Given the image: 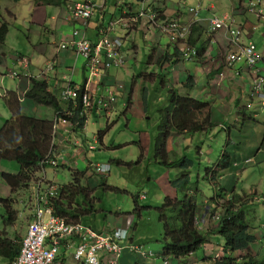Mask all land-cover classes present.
<instances>
[{
	"label": "clouds",
	"instance_id": "clouds-1",
	"mask_svg": "<svg viewBox=\"0 0 264 264\" xmlns=\"http://www.w3.org/2000/svg\"><path fill=\"white\" fill-rule=\"evenodd\" d=\"M64 1L65 3L60 6L67 5L66 3L67 0H64ZM166 1L167 0H156V1L116 0V3H117L116 11L118 12L117 14L116 12L109 10L110 8L108 9L106 8L108 0H83L81 2L71 4L67 7L68 12H69V15H68L69 20L73 21V23L79 26L76 27L74 31L71 33V39L69 41L61 43L59 45V50L61 51L72 50L76 55V62L68 65L70 66L71 69H68V68L65 69L63 67L65 70L70 71V73L66 71L65 75L63 76L66 78L63 79L62 77L63 89L61 91L60 97L54 94L50 90V86H49V91L52 92L61 102V105L63 107L62 118L58 117V115L46 105L35 104L38 108H42V107L48 108L50 111H52L53 116L43 118V117L37 116L36 114H30L29 112L26 111V108L24 106L28 100L27 98H25L26 93L32 87V79L47 81L49 85L50 80H52V78L55 77L58 73H61L62 66L60 62H58V60L53 59L49 62H46L39 69L38 73L37 72L32 73L30 70L33 64L32 58L28 56V54L26 53H20L15 62L16 70H19L18 72L13 71V70L9 72L0 70L1 77L6 76L8 79H11L13 81L20 80L23 78L26 80V83L27 82L29 83V87L23 91H20V90L15 91L13 88V89H6L4 93H0V97L2 99H5V104L7 105V107L12 113L10 120L14 118L15 111L11 109L10 104L8 105L6 100L10 99L11 101L13 98L18 97L21 103L20 104L21 113L29 115V116L38 117L41 119H53L54 121H56L55 131H54L55 135H53L54 136L53 145L55 146V150H56L55 159L51 160L50 163H48V165H46L47 163L45 162H42L40 164L39 172L42 173L41 170H43V173H42V176L38 177V181L36 184L37 187L39 188V191L36 194L38 195L37 196L38 203L36 205V209L32 207H28L27 204L24 203V205H22L19 211V209H17L15 206L16 199L18 198L17 197L14 198V196L17 194H20V192L22 191H19L17 194H13L11 192L10 187H9L10 197L8 198L13 200V204L12 206H10L11 211L13 212L12 219H11L9 212L6 209V206H5L6 204L4 203L0 204V208H2L4 211L3 213H0V239L7 237L15 241L17 244L21 246L19 255L13 261H9L3 258L2 256H0V264H18L20 262V259L22 258V251L24 248L25 240L28 236L29 227L32 223H34L38 219L48 225L51 223L52 220H60V221L65 222V225L67 226L80 225L84 227L82 233L77 236H72V237L70 236V237L63 238L59 234H54L46 238L45 246L47 250L56 249V252H55L56 257L54 260V264H90L91 263L90 255H89L90 248H88L87 251H85L82 255H79L80 248L83 245L85 244H87L88 246L93 245L92 240L90 239L84 240V235H86V232L88 230L93 232L101 242L103 240L105 241L104 248L99 249L95 252L97 264H121L125 251H128L129 253L133 255H137L141 259L148 260V261H156V259L158 258V261H160V264H179L180 262H183L184 264H198V263L218 264V262L225 257H231V258L244 257L247 253L240 256L238 253L241 250L236 251L234 253H229L228 251L225 250V247H224V250L226 251V256L223 257L221 253L222 252L221 245L213 243L214 239L224 240L220 233L221 223H222V219L225 216L226 218H229L228 217L229 209L235 214H238L239 212L244 213V220H245L246 225L249 227V232L253 237L256 238L255 244L259 241L264 240V232L262 233V230H264V224L261 225L262 221L259 224L258 223L256 224V223H252L248 218V212L250 211V209L257 207V205L262 206L264 210V195H258L259 193L256 189L260 183L259 179L262 177H260L258 181H256L257 179L255 178L256 173L251 172L250 173L251 177L248 181L240 182L241 178L247 175L249 171L252 169L248 167L260 166V164H258L259 162L258 158L261 155L255 158L257 153L256 154L252 153L251 155L248 154L246 157H244V159H238L236 155L234 154V152L236 151L237 148L240 147V144L238 145H235V143L232 144V140L230 142V144H232L230 149L232 150L228 151V149L225 147V151H228L230 153L231 158L235 157V160L233 161V165L231 169L223 171L224 176L220 177V180L217 183L210 181V178L212 177V174L215 171V169L212 172L210 170L213 167L216 168L218 166L217 162L220 160L219 158L214 162L213 166L206 171L205 177L203 178L204 182L210 185L214 189L213 195L212 196L204 195L205 193L199 187L198 188L195 187L194 189L191 188L192 189L190 192L191 194H193L194 191L197 190L198 211L195 217L196 226L199 229V231L202 232L204 236L207 237V242L204 245H202V247H200V249L195 253L194 252L190 253L187 256L180 257L179 259L174 258L173 255H167L164 250L165 244H166L164 227H163V234H162V237H163L162 251L160 252L153 251L150 248V246H148L149 244L147 242L148 240L147 238L143 240V242L145 243L135 242L133 240V235L135 234L136 237H139L141 233H139L138 224L135 222L136 218H135L134 213L122 214V213H119L118 211L113 212L112 215L110 216L111 223L108 226L109 229H106V230L96 228L95 226H92L89 224L88 221L89 219L93 218L94 212L96 210V204H95V201H96L95 193L96 192L94 193V190H92L87 185H89L91 182L97 183L103 180L104 184L101 182L99 184V187L103 186V188H105L106 190H111V189H107L106 187L115 188V187H111L107 185L106 183L107 178L110 176V173H111L110 164H103V163L94 164L92 162L88 163V166L85 172V183L83 184V188L85 189L88 188L89 196H90L89 202L92 203V209H91V212H89L88 216H86V218L80 221H73V220H69L67 218H61L55 215L54 208L51 205V200L59 199L61 195L62 187L70 185L73 182V177H72L71 182L65 185H60L56 181H50L47 178V175L45 173L47 168L54 167L56 169L59 166L58 165L59 158L63 159L59 152V149L60 148L67 149V147H65L64 144L70 142V141H65L64 138L63 139L58 138L59 141L55 142V140L57 139L55 136L58 135L60 127L65 126V125H67L68 128H70V132L72 133L80 132V131H76L73 128V126L69 123V121L64 120L66 119V117H72L74 115V109L78 107L79 105H81L82 107L83 114L86 116V119H87L86 123H88L89 126L92 123V120L95 118V116L92 115L93 113H99L101 111H104L106 113L105 119L107 122V126L104 131H101L99 133L100 135L99 138L106 136V134L110 131V130L109 131L107 130L109 126L111 127L115 126V125L114 126L112 125L117 123L116 119L120 115V113L117 111H118L119 104L122 102L120 98L122 97V95H124L125 91H122V90L125 89L126 84L124 82H119L117 80L118 83L116 84V88H112L111 86L108 85L106 79L110 76V72L112 70L123 71L129 64V62L134 58V54L138 49V45L136 46L135 43H133L134 47L131 48L132 43H131V46L130 45L128 46L127 43L131 42V34H132V31L135 29V27H142L139 29V31H137L138 33L139 32L155 33V35L158 37V40H160V42L158 43V47H156L155 49L162 50V52L159 53V56L157 57L153 56V58L150 60V63L146 65L149 67L150 64L153 63L155 67L153 72H149V73L143 72L139 76L144 77V76L151 75L153 78V82H152L153 89L159 90L160 88L163 89V88H167L166 86H168L167 89H169V93H170L169 99L166 105L162 109L158 110V112H160V116L156 120V125L158 127V133L160 134L161 139H162L160 151L163 152V155H164L163 159H158L156 162L159 165L165 166L168 170H177L178 172V174L176 175V178H172L171 172H169V176L168 175L166 176V183H169L170 187L176 191L177 197L167 196L165 197V200L166 198H170L173 200L180 199L178 194L181 191L180 192L178 191L177 184H180L183 182L185 173L190 176L191 181L196 179L195 183L193 184H197V186L200 185L201 178L200 176L196 178L194 171L193 173H191V169H193L194 163L191 160H189L186 155H183L182 157L173 159V160H170L167 158L168 156H170L171 151L173 150L174 142L178 140L177 136H181V135L187 136L185 141L193 137H196L197 140H200V136H204L200 134L204 132V129L205 130L208 129V127L204 128L203 130H199V131L179 130V129H175V127L174 128L167 127L166 129L163 123L166 121V118L167 120H171L177 108V104L175 108H173V104L171 103L172 93L175 92L176 95L179 97L192 98L194 100H197L198 102L206 104V107L203 108L204 110L210 108V103L199 100L197 99V97L193 96L192 94L184 95L180 92L181 89H184V90L188 89L192 92V89L196 87V82H195V78L193 75L188 74L186 79L181 83L180 88L175 89L173 87L174 82H173V79L171 78V74L172 72L176 71L177 66L180 63H186V64L191 65V64L202 63V61L204 60H206V62L208 60L213 61L214 53H213V50L211 49L210 42H211L212 37H214L218 31H224L227 34V37H228L227 48L228 49L221 53H217V55H219L220 64L217 67H213L215 71L219 72L223 70L224 68H227V67L233 68L236 65H240V66L246 67V69L250 72L253 78L251 87H250L249 103L246 104V106L239 108L238 114L236 116V120H234V123H233L235 129L232 128V125L230 124V127L228 128L226 133H230L231 131L237 132L236 128L241 127L243 125V121L241 117L239 116V113L241 110H245L244 114L247 117L245 118L246 121L247 120L251 121L253 124H261V125L264 124V121L257 120V122H255V117L252 115V112L254 110H260L261 113L258 116L259 118H264L263 116L264 115V94H257L253 90L257 77L258 76L264 77V54L259 49V46L252 41V34L249 32V28L243 27L244 24L235 23L233 17H230V15L227 13L214 14L212 17H203L201 19L200 16L202 15L201 13L202 9L204 11L207 8L213 9L212 6H209V7L205 6V8L204 6L202 7L201 1H199L196 7L194 8L192 7L190 9V13L184 12L185 14L191 15V19L188 21H185L179 18V15H178L179 12L176 13L175 11L174 13H171L168 11V8L165 5ZM182 1H187V0H182ZM34 2L39 6L60 7L56 5H49V4L46 5L42 1L37 2L36 0H34ZM162 2H164L165 4L161 5ZM79 6L84 7L85 9H88V8L91 9L90 18L86 22H84L83 20H78L74 18L73 12ZM239 9L243 12V16L247 15L250 19H252V21L256 23L264 22V0H241L239 4ZM179 10L181 9L179 8ZM99 11L101 15L107 14L109 22L108 24H105V25L102 24L101 27L97 28V39L92 40L88 36V33H89L88 29H89L90 23L92 22V20H95L96 14ZM3 16L7 17L6 14H3ZM216 20H220L222 22L221 27H218L214 23ZM4 23L8 27V33H7L4 44L0 46V48H3L5 44L7 45V40H8L10 29L11 28L15 29L13 25H10L8 21L3 20V19H0V28L3 26ZM11 23L14 24V22H11ZM203 24H206V26H203ZM23 25L24 24H21L20 22V24L17 26H19V28H21L25 32L31 34L30 25L28 26V29H24ZM200 26H202L205 31L202 30V32H200L198 30L199 28H201ZM76 31H78L79 33L75 34ZM198 31L201 34H206L207 36L206 40L202 43H199L198 36H196V32ZM50 32L52 33V31ZM53 33H56V32L54 31ZM21 35H24L23 32H21ZM104 36L105 37L109 36L111 38H115V37L120 38L123 41L122 54L126 56V62L119 66H115L113 64L111 65V67L103 70L99 74V76H92L90 68H89V60L84 59L82 56H78L76 54L75 46H73L71 43L74 41L79 42L82 38H84L85 40H87L88 42L92 44L93 48H95V46L101 40H103ZM77 37H80V38L77 39ZM163 37L168 38V44L165 46L161 45V41H163L162 39ZM27 42L28 41L25 40L26 45H27ZM249 46H254L256 48V51L261 57L256 66L252 67L244 61L243 62L234 61L230 63V58H229L230 56L242 54L244 50L248 48ZM135 49L136 51H134ZM155 49L153 50V55L156 54L154 53L156 52ZM155 58L157 59L162 58L160 59L162 60L161 64L158 63L159 59L157 62H155ZM1 60L2 59L0 58V67L3 66L5 62V59L3 61ZM80 63L83 64L84 79L81 83H77L74 81L73 76L75 74L77 66ZM205 64L206 63H203L202 65H205ZM221 77H223V74H221ZM141 82L144 83V80ZM156 82H159V83L156 84ZM83 87H84V91H82ZM120 87H124V88L120 89ZM134 87H135V83L133 82V85L131 87L132 89L130 90L128 89L129 94H128L127 102L125 101V103H123L124 108L121 114L125 113L126 108L128 109L131 108V105L129 104L130 95H132L131 96L132 106L134 105V102H133ZM141 88L142 89H139V91L142 90L141 91L142 100L145 103H147L148 102L147 98L150 97L149 98V103H150V99L152 95L151 94L146 95V92H143L147 87L145 86L143 87L142 84H141ZM68 90H75L78 92L79 98L77 99V101H74L71 98L69 99L65 98V93ZM107 90H110L112 93H114L115 101L109 104L107 107H105L104 104H100V100L103 99L105 103H108L107 100L104 99L106 97L105 94H107ZM86 93H89L92 96L91 100H93V108L91 109H87L86 105L83 103V96ZM154 101H156V98H154ZM29 102L35 103L32 100ZM175 103H177V101ZM256 103L257 105H259V107H254ZM148 112H150L149 104H148V107H146L145 105V113H142L141 119H138L136 116L129 118L127 116L128 114L126 113L125 115L121 116L120 119L122 117L124 118L126 117L130 122V126H131L130 129L132 128V126H136L135 129L136 131H139L138 134L143 133V132L147 133L149 127L151 126L150 124H152V119H153L152 117H149V115L148 117L146 116V113ZM198 112L201 113V111H198ZM181 113L182 112H180L179 115H181ZM208 114L210 116V122L212 125L211 129L212 127L213 129L214 128L218 129V124H213L211 109ZM91 116H93V118ZM57 118H60L58 122H57ZM145 119H149L148 120L149 124L147 120ZM196 119H199L201 123L203 122L201 114H198L195 117L191 118V120L197 122ZM143 123L147 124L148 127L146 129L144 128ZM152 125L154 126L155 124H152ZM2 128H0V130ZM142 128L143 130L141 131L140 129ZM153 128H156V127L154 126ZM217 132L218 134H221L219 133V130ZM206 136H209V135H206ZM229 138L232 139L230 135H229ZM261 139H262L261 141V144H262V142H264V135L261 136ZM259 140L260 139H258L257 141ZM72 143H74L75 147H73V144H71L70 148L71 149L75 148L76 150L75 156H79L80 154L79 141L78 140L72 141ZM227 143H228V140H227ZM139 145H140V158H139L138 163H143L146 157V152L142 151V148L145 149V146L141 139L139 141ZM106 146H107L106 149H108V145ZM93 148H95V146ZM172 154L174 157L178 156V155H174L175 154L174 152H172ZM199 154L201 155L200 152ZM173 156H170V157H173ZM181 159L185 160V162L182 165L175 166L173 164ZM190 161L192 162V165L189 164ZM117 163L119 166L121 165L124 166V168L127 166H130L128 162L125 163V161L123 160H119L117 161ZM64 167H69V166H67V164L64 163ZM260 170L264 174V166L261 165ZM1 171L6 172L5 170L2 169V165H1ZM71 171H72V175L76 173H81L80 171L75 170V169H71ZM191 174H192V178H191ZM228 175H233L234 179H232V176L228 178L227 177ZM223 179H225V181H223ZM45 180L48 182H51L52 184L48 185L46 189L42 190V185L44 186ZM30 185L33 187L34 183L33 182L30 183L29 186ZM253 187H255V189ZM227 188H231V190ZM239 188H241L242 190H238ZM250 188L251 190H249ZM118 190H119L118 192L121 191L120 189ZM200 192L203 193V196H204L203 198L200 196ZM183 193H184V190H183ZM134 200H135L136 207H137L135 210V213L139 216V218L142 219L143 218L142 213L147 208L140 207L138 203L139 201L147 200V194L143 192H139V196H134ZM165 200H164V203H165ZM79 209L86 210L87 208L83 204H79ZM26 219H28V223H27V226H25L23 230L24 236H22L21 232L23 231L17 230L16 226L19 223V221L21 220L23 221ZM159 220H160V217H159ZM160 222L162 223L161 220ZM12 227H16L15 235L12 233ZM17 233H20V236H18ZM152 237L153 236H151V238ZM106 243H110V244L115 243L119 247H121L120 254H116L114 250H109L106 247ZM253 246L251 248H253ZM205 252H207L208 254H206ZM241 252L244 253V251H241Z\"/></svg>",
	"mask_w": 264,
	"mask_h": 264
},
{
	"label": "rangeland",
	"instance_id": "rangeland-1",
	"mask_svg": "<svg viewBox=\"0 0 264 264\" xmlns=\"http://www.w3.org/2000/svg\"><path fill=\"white\" fill-rule=\"evenodd\" d=\"M15 1V0H14ZM37 2L42 0H36ZM150 1H156V0H150ZM201 1L202 7L205 6H213L217 5L219 7L220 4H230L231 1L235 2L238 6L240 4L241 0H168V4L170 7L180 8L183 12L190 13V9L193 7H196ZM16 2V1H15ZM204 10L202 9L201 13H203ZM6 14V13H5ZM7 15V14H6ZM13 18H15V15L8 14L7 19L8 21L14 22ZM108 20L106 21V24H108ZM21 24H23V21L21 20ZM30 25V24H29ZM36 27V26H35ZM39 28L42 32L49 33V30L46 28V26L40 24ZM11 34L8 38L7 45L5 44L3 48H0V58L1 61L4 60L5 57V63L2 69L4 71H16V64L12 63L11 66L7 65L8 61L12 58L11 55L15 54V50H22V52L27 53L26 51H23V48H25V40L28 41V43L34 42L35 45H37L39 42H37V38L40 34L36 33L34 29V34H30L19 28V26H16V28H11ZM38 31V30H37ZM21 32H23L24 35H21ZM38 34V35H37ZM158 34V32H157ZM56 38L60 40V32L55 33ZM90 36V33H89ZM47 38L50 40L53 37L47 36ZM80 37H77L79 39ZM163 41H161V45L165 46L168 44V38L163 37ZM161 39V40H162ZM53 41V40H51ZM132 41H135L138 45L137 53L134 54V58L129 62V65L132 67L133 65H140L143 64L142 72H145L144 67L147 65L149 61V52L152 51V49L158 47V43L160 40L156 39L155 33H145V32H139L137 33ZM127 43L128 46H131V43ZM254 43L257 45L261 44L262 36L260 33H255L254 38L252 39ZM27 43V45H28ZM126 44V46H127ZM45 49V48H42ZM47 49V48H46ZM260 50L262 49L259 48ZM136 51V49L134 50ZM155 53V52H154ZM164 57V56H163ZM159 59V58H158ZM157 58H155V62L158 61ZM162 59V58H160ZM158 61L159 64H161L160 60ZM263 65V64H262ZM68 69H71L68 67ZM70 73V71H67ZM2 81H0V93H4L6 89H13L14 88V81L11 79H8L6 76H3ZM134 82L143 81L139 83V86L147 87L143 92H146V95L151 94L152 97L150 99L149 103V110L150 112L146 113V116L152 117V124H155L154 126L156 128H153L154 126L150 124L147 133H139V131H136V126H132L130 129V122L125 117L121 116L128 114L127 116L129 118L136 116L138 119H141L142 113H145V105L146 103L142 100L141 94L142 90L140 91V96H138V103H135L133 106L131 104V108H126L125 113L121 114L122 112H119L120 115L116 119L117 123L113 124L112 129L106 134V136L99 138V133L101 131H104L107 126L106 122V113L104 111H101L99 113H93L92 115L95 116V118L92 120V123L89 124L86 123L85 128L80 132H73L74 135H71V139L68 136L69 143L73 144V147H75L74 143L72 141H79V156H75L76 150L75 148L67 147V149L60 148L59 152L63 158V161L67 164L69 167H64V162L61 158H59V166L55 169L54 167H49L46 169L45 173L47 175V178L50 181H56L60 185L68 184L72 181V171L71 169L78 170L80 172H84L87 169L88 163L92 162L94 164L97 163H103V164H110L111 165V173L110 176L107 178V185L115 188H108L111 190H106L103 188V186L99 187V184L103 182H91L88 187H90L92 190H94L95 193V204H96V210L94 212L93 218L89 219V224L92 226H95L96 228L100 229H109V225L111 223L110 216L113 212L118 211L122 214L127 213H134L136 218V223L138 224L139 233L143 234H149L153 236L152 238L148 239L147 242L150 246V248L153 251H162L163 249V223L159 220V214H158V208L162 206L164 203L165 197L171 196V197H177L176 191L170 187L169 183H166V176H169V172L172 173V178H176V175L178 174L177 170H168L165 166L157 164L158 159H163L164 155L163 152L160 151L161 148V136L158 133V127L156 125V120L160 116V112H158L159 109H162L168 99H169V89L167 88H160L159 90H155L152 88L153 84V78L151 75L149 76H139V77H133L132 78ZM109 86L112 88H116V84L119 82L124 83H130V79L127 73H122L117 70H112L110 72V76L106 79ZM118 80V81H117ZM238 85L242 84L241 78L236 80ZM24 84H26V80H24ZM155 85V84H154ZM172 87V86H171ZM124 88V87H120ZM132 88H129V90ZM4 90V91H3ZM171 90V89H170ZM122 91H125L122 90ZM192 92H195L194 89H192ZM157 96V97H156ZM197 99H199L198 95H195ZM216 96V95H215ZM207 97V92L202 95V98L204 99ZM149 98H147L149 102ZM154 98H156V101H154ZM200 100V99H199ZM221 100V99H220ZM218 98H215L214 103L220 101ZM8 105L10 104V99L6 100ZM155 106V107H154ZM227 106V104H226ZM3 107L5 106V99H2L0 97V128L4 127L8 121L10 120V117L7 116L5 113H3ZM254 107H259V105H256ZM200 112L196 111L192 115H202V119L210 117L209 116V109H202ZM261 113L260 110H254L252 112V115L255 117V122L258 121H264V118H259V114ZM37 115L39 113L37 112ZM130 115V116H129ZM93 116H91L93 118ZM41 117V116H40ZM234 117L228 118V123L226 125L224 124H218V129L216 128L215 131L219 130V133L221 132H227L228 128L230 127V124L232 125V128L235 129L233 123ZM147 120L149 124V119ZM2 121V122H1ZM213 121V120H212ZM210 122V118H209ZM115 123V122H114ZM211 123V122H210ZM213 124H217L213 121ZM144 128L146 129L148 126L147 124H144ZM129 128V129H128ZM208 129H211V126H208ZM213 129V127H212ZM141 131L143 130L140 129ZM205 131V129H204ZM208 134V133H207ZM207 134H204V136H200V140H197L196 137L189 138L185 141L187 136L181 135L177 136V141L174 142L173 150L171 151L170 156H173L172 152H174V155L167 158L170 160L177 159L182 157L183 155H186L189 160H191L194 165L193 169H191V173L196 175V178L200 176V185L197 186V184H194L193 189L195 187L201 188V190L205 193L206 196H212L214 193V189L206 184L204 182V177L206 174V171L211 168L214 164V162L221 158L223 155V152L225 151V147L228 149V151H231V146L235 141V135H230L232 139L229 138L228 133L224 134H211L209 136H206ZM261 138V136L259 135ZM140 139L143 141V144L145 146V149L142 148L143 152H146V157L143 163H138L140 158V145L139 141ZM258 139V138H257ZM228 140V143H227ZM232 140V144H230ZM59 139H56L55 142H58ZM185 141V142H184ZM184 142V143H183ZM102 143V144H101ZM183 143V145H182ZM61 144V143H60ZM227 144V145H226ZM106 145H108V149H106ZM182 145V146H181ZM95 146V148H93ZM93 148V149H92ZM201 153V155L199 154ZM253 156V155H252ZM257 158V156H255ZM260 159H264V155L260 156ZM116 160V161H115ZM123 160L128 162L130 166H127L124 168V166H119L117 161ZM2 169L5 170L8 174H17L20 171V166L18 163L14 161L9 160H3L1 162ZM15 165V166H14ZM261 166V165H260ZM260 166H251L248 168H252L247 175H245L243 178H241L240 182H246L250 179L251 172H255L256 181L260 177L264 178V174L260 170ZM216 170V168H212L210 171ZM43 173V170H41ZM236 171V170H234ZM42 173L39 171L36 173V180L32 181L34 183V186L31 185L26 191L20 192V194H17L14 196L16 199V208L21 209L22 205L27 204L28 207H32L36 209V205L38 203L37 199V192L39 191V188L37 187V181L38 177L42 176ZM181 175V174H180ZM179 175V176H180ZM232 176V179H234L233 175H228L227 177L230 178ZM192 178V174H191ZM195 179V177H194ZM151 180V181H150ZM196 179L193 180L195 183ZM225 181V179H223ZM44 186L42 185V190L46 189L48 185H51V182L44 181ZM99 187V188H98ZM255 189V187H253ZM120 189L121 191L118 192ZM176 189V188H175ZM231 190V188H227ZM251 190V188L249 189ZM139 192H143L147 194V200L145 201H139L138 205L140 207H145L147 209L144 210L142 213V219L139 218V216L135 213L136 210V203L134 200V196H139ZM10 195V188L6 184L5 180L0 181V197L3 199H7ZM179 197H182L183 191H181L179 194ZM200 196L203 198V193L200 192ZM201 200V199H200ZM203 201V200H202ZM3 209L0 208V213H3ZM5 215V214H3ZM248 218L252 223H260L261 221H264V210L263 207L260 205H257V207H254L250 209L248 212ZM29 219V217H28ZM28 219L21 220L17 224V230L23 231L25 226H27ZM213 243L219 244L222 247V255L223 257L226 256V251L224 250L225 246V240L222 239H214ZM247 253L246 251L239 252L238 254L244 255ZM262 256L264 255V252L261 253Z\"/></svg>",
	"mask_w": 264,
	"mask_h": 264
},
{
	"label": "trees",
	"instance_id": "trees-1",
	"mask_svg": "<svg viewBox=\"0 0 264 264\" xmlns=\"http://www.w3.org/2000/svg\"><path fill=\"white\" fill-rule=\"evenodd\" d=\"M42 2L46 5L56 6L65 3L64 0H42ZM7 33L8 27L4 23L0 28V46L4 44ZM82 91H84V87ZM131 96L129 98L130 105L132 104ZM171 97L173 108H175L176 104L177 108L171 120H167L166 118V121L163 123L166 129L167 127H175V129L179 130L199 131L207 128L209 125L212 126L209 122L210 117L204 119L202 123L199 119H196L197 122L191 120L192 117L196 116L192 114L205 108L206 104L192 98L179 97L175 92L172 93ZM25 98L28 99V102L32 100L37 105L48 106L58 117L62 118L63 107L61 102L49 91L47 81L32 79V87L27 91ZM176 101L177 103H175ZM20 104L18 97L10 101V106L15 111V116L0 130V179L6 181L13 194H17L19 191H26L29 188V184L36 180V173L39 171L40 164L45 162L48 165L51 160L55 159L56 152L53 145L56 121L23 114L21 113ZM180 112H182L181 115H179ZM244 112L245 110H241L239 113L242 121H246L245 118H247ZM59 120L60 118H57V122ZM64 120L69 121L76 131H81L87 121L81 105L74 109L72 117H66ZM111 128L109 126L107 130L109 131ZM55 137L58 139L60 135ZM3 160L18 163L20 166L19 173L8 174L2 172L1 162ZM181 160L173 164L175 166L182 165L185 160ZM234 160L235 157L231 158L230 153L225 151L217 162L218 166L213 172L210 181L217 183L220 177L224 176L223 171L231 169ZM189 164L192 165V162L190 161ZM85 172L74 174L73 182L70 185L62 187L59 199L51 200V205L54 208L56 216L80 221L91 212L92 203L89 202V191L88 188H83ZM193 183L190 180V176L185 173L183 182L177 184L179 192L184 190L182 197L179 200L166 198L163 206L158 208L159 217L165 231V253L173 255L177 259L197 252L207 242V237L199 231L195 222L198 211V198L197 190H193V194L190 193L193 189ZM1 203L6 204V209L12 219L13 212L10 206H12L13 200L10 198H0ZM79 204H83L87 209L80 210ZM228 217L226 218L225 216L222 219L220 230L221 236L225 240V250L229 253L240 250L247 251V254L240 258L225 257L218 264H264V255L260 254L261 248L259 249L260 246L264 247V240L255 244L256 238L249 232V227L244 220V213L239 212L235 214L229 209ZM252 246L258 254L254 255L252 253L250 250ZM20 247L19 244L7 237L1 238L0 256L13 261L19 255Z\"/></svg>",
	"mask_w": 264,
	"mask_h": 264
},
{
	"label": "crops",
	"instance_id": "crops-1",
	"mask_svg": "<svg viewBox=\"0 0 264 264\" xmlns=\"http://www.w3.org/2000/svg\"><path fill=\"white\" fill-rule=\"evenodd\" d=\"M16 1V2H15ZM0 0V19L8 21L7 17L3 16V14H11L15 15V18H13L14 24L10 23V25H13L15 28L17 25L20 24L21 20L23 21V28L28 29V26L30 24V31L31 34H34V29L36 33L40 34L37 38V42H39L37 45L34 44V42L28 43V45L25 44V48H23V51L27 50L28 56L32 58V67L31 72H37L39 69L44 65V63L49 62L53 59L58 60L60 62L62 68L61 73H58L55 77L52 78L49 82L50 90L58 95L61 96V91L63 89V80L62 77L65 75L66 68L70 67L71 63L76 62V55L72 50L69 51H61L59 50V45L61 43H64L66 41H69L71 39V33L74 31L76 27L79 25L73 23V21L69 20V12L67 7L71 4L81 2L83 0H67L66 6H39L37 5L34 0ZM165 4L164 2L161 3V5ZM116 0H108L106 8H110L109 10H112L113 12H116ZM166 7L168 8V11L171 13L179 12V18L182 20L188 21L191 19L190 14H185L183 11L179 10V8H173L170 7L168 4V0L166 1ZM213 9L207 8L200 18L203 17H212L214 14H224L227 13L230 15V17H233L235 23L237 24H244L243 27L249 28V32L252 34V39L254 38L255 33H260L262 36L261 44H259V48L262 47L261 52L264 54V22L256 23L252 21L247 15L243 16V12L239 9V6L231 1L230 4H220L219 7L217 5L212 6ZM108 20L107 14L101 15L100 11L96 14L95 20H92V22L89 25L88 36L92 40L97 39V28L101 27V25H105L106 21ZM109 21V20H108ZM42 24L46 26V28L49 30V33L42 32L39 28V25ZM36 26V27H35ZM203 26H206V24H203ZM198 30L200 32L205 31L202 26H200ZM142 27H135V29L132 31L131 34V41L134 35H136L139 31V29ZM38 30V31H37ZM60 32V40L56 38L54 31ZM52 31V33L50 32ZM196 32V36H198L199 43H202L206 40V34H201L200 32ZM11 34V30L9 32V36ZM37 34V35H38ZM8 36V38H9ZM47 36L53 37L52 39H48ZM249 36V35H248ZM156 39L158 37L156 36ZM53 40V41H51ZM8 43V40H7ZM133 43L137 46V43L135 41H132L131 48L134 47ZM228 37L227 34L224 31H218L214 37H212L210 45L211 49L213 50V61L206 60L202 61V63L197 64H186V63H180L177 66V69L175 72H172L171 78L173 79L174 85L173 87L175 89L180 88L181 83L186 79L188 74H191L195 78L196 87L194 88L195 92H191L190 90L181 89L180 92L182 94H192L193 96L198 95L199 99L210 103V109L212 114V120L217 124H226L228 123L229 117H234L233 121L236 120V116L238 114L239 108L246 106V104L249 103L250 99V87L252 83V76L250 72L246 69V67L236 65L233 68H224L223 70L216 72L213 67H217L220 64L219 61V55L217 53H221L225 50H227L228 46ZM45 48V49H42ZM47 48V49H46ZM155 49V48H154ZM149 52V61L153 58V56H159V53L162 52L161 49H155V53L153 55V50ZM16 54L11 55L12 58L8 61L7 65L11 66L12 63L16 62V59L22 50H15ZM137 53V51L135 52ZM5 59V58H4ZM5 63V62H4ZM147 63V64H148ZM203 63H206L205 65H202ZM4 66V65H3ZM0 67V70H3L2 67ZM65 69H64V68ZM145 66V72L149 73L153 72L154 65L153 63L150 64V66ZM169 67V66H168ZM143 68V64L140 65H133L132 67L128 64L127 67L120 71L122 73H127L130 79V83H125V92L124 95L120 98L122 102L119 104L118 111L117 112H123V103L125 101L127 102L128 94H129V88L133 85V77H138L141 75ZM147 69V70H146ZM221 74H223V77H221ZM84 69L83 64L80 63L75 71V74L73 76V79L77 83H81L84 79ZM1 73H0V81L1 79ZM66 77H63L65 79ZM241 78L242 84L238 85L236 80ZM25 79L20 80H14V90L15 91H23L29 87V83L27 82L24 84ZM141 81H136L135 87H134V95H133V102L138 103V96H140L139 89H142L141 86H139V83ZM159 82H156L158 84ZM168 88V86H166ZM207 92V97L204 99L202 98V95ZM216 95V96H215ZM196 97V96H195ZM215 98H218L220 101L214 103ZM139 104V103H138ZM149 102L146 103V107H148ZM227 104V106H226ZM6 108L3 107V113H5L7 116L11 117L12 113L5 104ZM26 108V111L30 114H36L37 112L39 115L43 118L45 117H51L53 116L52 111H50L48 108L42 107L38 108L35 103L28 102L24 105ZM264 116V115H263ZM2 122V121H1ZM243 125L241 127H237V132L231 131L228 133V135H235V145L240 144V147L236 149L234 154L238 159H244L248 154L251 155L252 153H257L256 156L264 155V142L261 141L262 139L259 137L264 135V124H253L251 121H243ZM216 128L212 129H206L203 133L200 135H211V134H217V131H215ZM226 134V132H221ZM60 139H63L65 141H69V138L71 139V135H74L72 132H70V128H68L67 125L61 126L59 129ZM65 135V136H64ZM67 135V136H66ZM227 135V134H226ZM259 141H257L258 139ZM65 147H71V144L65 143ZM255 160V159H254ZM259 162L258 164L264 166V159L258 158ZM15 166V165H14ZM259 185L257 186L258 195H264V178L259 179ZM258 184V183H257ZM238 190H242L239 188ZM257 195V196H258ZM264 222H261V225H263ZM264 230H262V233ZM12 233L16 234V227H12ZM18 236H20V233H17ZM22 236H24V231L21 232ZM150 239L151 235L149 234H141L139 237H136L135 234L133 235V240L137 243H145L143 242L144 239ZM148 245V244H147ZM149 246V245H148ZM215 247V246H214ZM261 248V249H260ZM260 253L264 252V247L260 246ZM215 250V249H214ZM251 251L256 254L254 248H251ZM208 254L207 252H205ZM202 257V256H200ZM121 264H160V261H158V258L156 261H148L141 259L137 255H133L129 253L128 251H125L124 257L121 261ZM179 264H184L183 262H180ZM198 264H204V263H198Z\"/></svg>",
	"mask_w": 264,
	"mask_h": 264
},
{
	"label": "built area",
	"instance_id": "built-area-1",
	"mask_svg": "<svg viewBox=\"0 0 264 264\" xmlns=\"http://www.w3.org/2000/svg\"><path fill=\"white\" fill-rule=\"evenodd\" d=\"M74 18L83 20L86 22L91 15V9H85L84 7H77L73 12ZM218 27L222 26L220 20L214 22ZM174 27V26H173ZM79 32L76 31L75 34ZM105 37V36H104ZM103 37L95 48L92 44L82 38L79 42H72L71 44L76 48V54L82 56L84 59L89 60V68L92 76H99V74L111 67V65L119 66L126 62V56L122 54L123 41L120 38ZM65 47V46H63ZM230 63L234 61L246 62L248 65L254 67L260 60V55L256 51L254 46H249L240 55L230 56ZM253 90L257 94H264V77L258 76L254 84ZM106 97L108 103H105L103 99L100 100V104H104L107 107L109 104L115 101L114 93L107 90ZM91 94L86 93L83 96V103L87 109L93 108V100H91ZM65 98H71L77 101L79 94L75 90H68L65 93ZM83 226H67L65 222L60 220H52L51 223L45 224L41 220H37L32 223L28 230V236L25 240L24 248L22 251V258L18 264H54L56 249L47 250L45 246L46 238L59 234L61 237H72L80 235L83 231ZM92 240L93 245H83L80 248L79 255H82L88 248H90V264H97L95 252L104 248L105 241L102 242L96 237V235L88 230L84 235V240ZM106 247L109 250H114L116 254H120L121 247L115 243H106Z\"/></svg>",
	"mask_w": 264,
	"mask_h": 264
}]
</instances>
